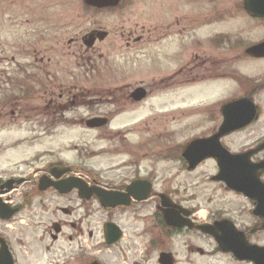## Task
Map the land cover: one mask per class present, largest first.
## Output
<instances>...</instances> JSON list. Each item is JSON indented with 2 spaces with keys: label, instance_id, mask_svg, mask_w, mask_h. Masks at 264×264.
<instances>
[{
  "label": "flooded vegetation",
  "instance_id": "af4514ba",
  "mask_svg": "<svg viewBox=\"0 0 264 264\" xmlns=\"http://www.w3.org/2000/svg\"><path fill=\"white\" fill-rule=\"evenodd\" d=\"M59 1L68 10L55 15L51 0H33L38 12L0 10V138L37 134L0 141V150L33 159L0 170V200L18 211L0 218V264H264V251L244 259L216 240L264 248V172L254 198L215 182L247 209L205 212L194 181L175 183L205 165L215 167L211 180L221 153L264 162V57L249 53L264 37L217 29L264 19L249 14L244 0L234 10L223 0ZM205 86H212L205 98L184 101ZM60 131L92 134V149L79 143L80 133L68 156L69 140L53 139ZM104 157L118 160L103 168ZM147 158L172 163V173L149 170ZM215 223L216 235L202 229Z\"/></svg>",
  "mask_w": 264,
  "mask_h": 264
},
{
  "label": "rangeland",
  "instance_id": "374dc122",
  "mask_svg": "<svg viewBox=\"0 0 264 264\" xmlns=\"http://www.w3.org/2000/svg\"><path fill=\"white\" fill-rule=\"evenodd\" d=\"M1 1V0H0ZM20 1H23V5L19 8H16V4L19 3ZM5 0L4 1V5H1L0 2V10H5L8 12L11 11H23V9L28 7V10H34L36 12L41 10V7L39 5V3L35 2L32 3L33 0ZM224 1L226 2V4H223ZM32 3V4H31ZM224 9H230V10H234L235 9V5L237 4L235 0H223V2L221 3ZM51 5H52V15H55L62 7H59V5H64L63 2H60L59 0H51ZM141 7V5H139V8ZM63 11L68 10L67 8H62ZM75 9H73L74 11ZM25 11V10H24ZM56 12V13H55ZM11 15V14H10ZM26 19H20V23ZM231 19H228V23H230L231 21H229ZM241 24V19H237L236 21H233L232 23H230L229 25H222L217 27V29L222 28V29H230V30H235V29H239V28H243L244 30H246L248 33H253L255 36H257V38L254 39H260L264 37V24H257V25H245L243 27H240ZM245 64L241 65V64H237V65H232V67H235L236 69H241ZM249 70H257L256 68H252L250 69V67L248 68ZM231 70L229 69V72ZM259 72L260 74L264 75V66H259ZM212 86H205V87H201L198 88L196 90V92L194 94H190L189 96H182L184 98L185 102H197L199 99L205 98L204 95H206L207 91H210V88ZM183 99L179 98L178 102L181 103ZM199 105V103L197 104V106ZM141 112L137 113L135 115H129V120H134L137 119L138 117H140ZM172 122V118H165L164 120V124L167 125V123H171ZM168 128H171V126L167 125ZM170 131H163V133L169 134ZM5 135L4 137L1 139L0 141H7L9 142L11 139H21L23 140H29V139H33L36 138L37 134L34 132H27V131H17V130H12V131H6L4 132ZM3 133V134H4ZM83 133L84 137L79 139V143L80 144H88L90 150L92 149V141L94 136L92 137V134L88 133L89 135L86 134V132H82V131H60L57 132V136L53 139L56 140V143H60L62 144L63 140H69L68 142V148H70V141L74 140L73 138H77V136ZM154 131L153 133H151V136L148 139V144L149 146H151L152 144H154L153 139H154ZM1 136V135H0ZM18 137V138H17ZM183 137V136H181ZM153 138V139H151ZM71 139V140H70ZM151 139V140H150ZM20 140V141H21ZM163 141V145L165 143L168 142V138H164L162 139ZM78 143V142H75ZM100 147H104L106 146V143L104 142H98ZM27 144V143H26ZM22 148H28L30 151L33 150H37L39 147H32L33 149L29 148V147H24L22 146ZM73 148V146L68 150L67 154L68 156H73L74 158V154L75 153H71L70 150ZM41 149V148H40ZM19 149H8L7 147H3L0 150V170H8L9 168H13V167H23L25 165H29L32 164L33 159L30 158V155L28 157L23 158L22 156H19ZM4 154V155H3ZM122 159H126L125 157H121ZM118 159L115 158L114 160H112L109 157H104V158H99L97 165L100 164V162L102 163V167L106 168L108 167L112 162L111 161H117ZM147 167L149 170H151L152 168L155 167L159 168V166L161 165L163 170H164V174L163 176H166L168 173H172L173 169H172V163H167L164 162L165 165H169V166H165L163 163L160 164V162H155L154 159H150L147 158ZM111 162V163H110ZM85 163H87L88 165L94 164V161L92 159H89L88 161H86ZM207 172V177L205 178H199L198 176H200L202 173ZM215 172V167L214 165H205L200 169V172L195 174L194 176H185L182 175L180 176L177 180H176V184L179 185H183V184H187L188 182L194 181L195 186L197 187L194 191L195 194L198 197L197 200V204H199L203 210L205 212L211 210V209H216V208H220L221 206L229 208V206L231 207H235V208H241V207H246L249 208L247 201L244 199H238L235 198L233 194H230L229 192H226V190H224V188L219 184V183H213L211 182L209 176L210 174ZM159 175V174H158ZM26 213H22L21 215H19V218L22 217H26Z\"/></svg>",
  "mask_w": 264,
  "mask_h": 264
},
{
  "label": "water",
  "instance_id": "95a60500",
  "mask_svg": "<svg viewBox=\"0 0 264 264\" xmlns=\"http://www.w3.org/2000/svg\"><path fill=\"white\" fill-rule=\"evenodd\" d=\"M88 1L90 4L93 5L104 6L96 0ZM115 1L116 0H111L107 2V5L113 4ZM244 1L245 8L249 14H251L253 17L264 19V0ZM249 53L256 57H264V44L255 47L254 49L250 50ZM193 149L194 147H190L188 150ZM218 164L220 167V173L216 178H214L215 181H225L230 189L236 192H243L250 198L255 197L256 193L254 189V184L259 183V175L260 173L264 172V162H261L259 164H251L248 163L246 156L240 158L239 156H231L230 154L226 155L224 153H221V156L218 157ZM15 213L16 211L6 210L5 205L0 203V216L2 219H10ZM217 226H220V224H218ZM213 228L214 227H208L207 229L202 227L204 231L216 235L214 231H212ZM227 235L232 236L231 233H228ZM216 240L219 244L220 250H230L237 255L241 252H244V255L240 256L244 259L253 260L256 257H263L261 254L258 255L255 252L264 251V248H257L251 246L248 247L246 245V242L245 244L236 243L235 247H231L230 245L224 246L227 243H234L235 241L232 239H223L219 235H216Z\"/></svg>",
  "mask_w": 264,
  "mask_h": 264
}]
</instances>
